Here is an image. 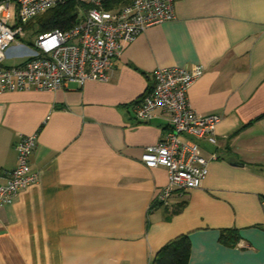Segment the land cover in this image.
I'll return each instance as SVG.
<instances>
[{
    "label": "crops",
    "instance_id": "obj_1",
    "mask_svg": "<svg viewBox=\"0 0 264 264\" xmlns=\"http://www.w3.org/2000/svg\"><path fill=\"white\" fill-rule=\"evenodd\" d=\"M32 42L14 43L7 64L30 57ZM195 65L205 71L190 87L192 106L222 116L217 143L199 142L218 158L202 186L161 205L168 170L141 157L166 121L137 122L131 103L157 68ZM262 115L264 0H176L175 17L127 43L107 81L0 94V184L22 135L38 133L30 162L39 176L0 208V264H152L180 235L191 241L187 264H264ZM224 230L237 231L235 246Z\"/></svg>",
    "mask_w": 264,
    "mask_h": 264
},
{
    "label": "built area",
    "instance_id": "obj_2",
    "mask_svg": "<svg viewBox=\"0 0 264 264\" xmlns=\"http://www.w3.org/2000/svg\"><path fill=\"white\" fill-rule=\"evenodd\" d=\"M68 1L0 0V94L54 91L68 82L83 86L87 81H107L127 43L147 27L175 17L176 0H134L117 10L104 9L101 0H74L93 6L83 10L70 29L36 32L26 28L36 16ZM28 34L34 36L33 53L20 64L8 65V50ZM204 71L203 65L159 67L153 85L133 104L137 122L150 123L159 116L166 121L162 138L148 145L141 157L148 167L168 170L169 183L156 197L158 204L168 205L175 193L202 186L210 161L218 158L215 152L209 159L203 156L199 141L206 138L217 143L215 130L222 116L198 112L189 97L190 87ZM37 140L38 133H33L17 142V165L7 182L0 184V208L38 182L30 162Z\"/></svg>",
    "mask_w": 264,
    "mask_h": 264
},
{
    "label": "trees",
    "instance_id": "obj_3",
    "mask_svg": "<svg viewBox=\"0 0 264 264\" xmlns=\"http://www.w3.org/2000/svg\"><path fill=\"white\" fill-rule=\"evenodd\" d=\"M133 1L134 0H101V5L106 10H117ZM92 6L91 4H80L74 0H70L36 16L26 28L28 30H35L36 32H47L54 29L68 30L78 22L82 11ZM140 98L136 99L131 104L136 103ZM263 116L264 115L259 116L258 119ZM221 237L225 243L231 246H235L240 240V236L235 230H224ZM190 251L191 241L189 236L180 235L162 247L154 257L152 264H187Z\"/></svg>",
    "mask_w": 264,
    "mask_h": 264
},
{
    "label": "rangeland",
    "instance_id": "obj_4",
    "mask_svg": "<svg viewBox=\"0 0 264 264\" xmlns=\"http://www.w3.org/2000/svg\"><path fill=\"white\" fill-rule=\"evenodd\" d=\"M32 38H34V36H31Z\"/></svg>",
    "mask_w": 264,
    "mask_h": 264
}]
</instances>
